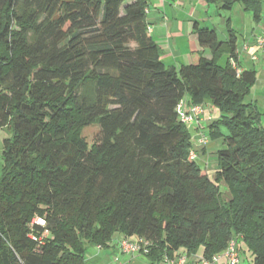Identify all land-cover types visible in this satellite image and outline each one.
I'll return each mask as SVG.
<instances>
[{
  "label": "trees",
  "instance_id": "1",
  "mask_svg": "<svg viewBox=\"0 0 264 264\" xmlns=\"http://www.w3.org/2000/svg\"><path fill=\"white\" fill-rule=\"evenodd\" d=\"M207 1L239 4L261 22V0ZM146 8L0 0V264H86L87 247L106 248L114 235L145 247L149 264L181 250L209 264L236 239L264 264V128L256 104L244 103L255 72L230 66L229 19L225 41L194 24L201 50L166 67ZM181 102L219 113L207 126L223 147L213 181L190 159ZM94 125L100 138L89 146L82 132Z\"/></svg>",
  "mask_w": 264,
  "mask_h": 264
},
{
  "label": "crops",
  "instance_id": "2",
  "mask_svg": "<svg viewBox=\"0 0 264 264\" xmlns=\"http://www.w3.org/2000/svg\"><path fill=\"white\" fill-rule=\"evenodd\" d=\"M248 13L239 4L233 5L230 11H222L219 10L217 4L209 3L207 0H149L145 15L148 33L163 52L162 63L166 67L175 69L188 65L191 62V55L201 50L193 29L194 24L215 29L218 40L225 41L228 38L226 21L229 19L230 27L237 35V65L243 71L255 72L256 81L255 86L251 89L250 94L252 96L249 102L253 104L255 103L253 94L263 89L262 87L257 89L256 85L259 82L264 83V49L258 44L260 27L254 23L253 19L251 20ZM206 56L210 57L209 54H206ZM227 60L228 55L225 54L219 59L218 64L224 66ZM258 67H261V69H256ZM185 105L186 111L192 107L187 103ZM218 116L219 113L207 103L204 104V110L200 115V123H187V127L192 128L193 150L198 154L197 164L201 168L204 167L211 181L215 178L216 168L210 166L207 159L204 161L206 148L210 142L207 126L216 120ZM6 137H8L7 131L0 129V152H2V142ZM201 141L205 144L203 145ZM221 191L226 195L225 189ZM122 238L120 235H114L105 251H103V248L95 247L105 254L101 256L100 252H93L91 257L86 258V264H112L111 257L116 256L121 260L120 264H149V261L143 255L130 256L121 252L119 244ZM237 247L239 264H245V262L246 264H252L253 257L240 239L236 241ZM178 254L186 257V264L204 263L202 251L192 256H187L182 250ZM211 264H225V260L220 258L217 262Z\"/></svg>",
  "mask_w": 264,
  "mask_h": 264
},
{
  "label": "built area",
  "instance_id": "3",
  "mask_svg": "<svg viewBox=\"0 0 264 264\" xmlns=\"http://www.w3.org/2000/svg\"><path fill=\"white\" fill-rule=\"evenodd\" d=\"M147 2L149 0H146ZM147 9V8H146ZM146 13V12H145ZM258 44L261 48L264 49V26L260 27V34L258 37ZM230 62V66L231 68L235 71L236 76H239L241 74V68L238 67V65L234 62V60H229ZM184 102H181L178 105V108H180V121L183 124H187V123H198L200 120V115L202 114L203 110H204V105L202 106H192L191 110L189 113H185L183 111V107H184ZM182 108V109H181ZM201 143L204 145L205 142L201 141ZM194 151V150H193ZM190 154V159L192 161H196L198 156H196V152L194 151ZM197 162V161H196ZM41 223H43L42 221H40ZM141 244L136 242V241H129V240H122L120 243V250L123 253L126 254H141V251L145 249L141 248L140 246ZM220 258H223L225 260V264H239V255L237 252V248H236V241H231L227 247V249L222 253V254H218L215 255L212 259H211V263H215L217 262ZM168 263L167 264H186V257L185 256H181L175 260L172 261H168L166 260ZM203 264H206L205 262Z\"/></svg>",
  "mask_w": 264,
  "mask_h": 264
},
{
  "label": "rangeland",
  "instance_id": "4",
  "mask_svg": "<svg viewBox=\"0 0 264 264\" xmlns=\"http://www.w3.org/2000/svg\"><path fill=\"white\" fill-rule=\"evenodd\" d=\"M261 3H262V13H261V22L259 24H257L258 27H262L264 26V0H261ZM249 16L251 17V20H252V14L251 13H248ZM235 25H236V20H235ZM237 36V35H236ZM258 70L261 69V67L259 68H256ZM257 70V71H258ZM264 83L262 82H259L256 86H257V89L259 88H263L260 92L258 91L256 94H253V96L255 97V104L258 108V111L262 114V120H261V123H262V127L264 128ZM255 86V85H254ZM253 86V87H254ZM252 87V88H253ZM251 88V89H252ZM251 94L247 95L245 98H244V103H249L251 101ZM191 127L188 128L189 132L191 133ZM223 133H225V129L222 128L221 130ZM82 135L83 137L85 138V140L87 141L88 145L91 146L93 143L97 142L98 139L100 138V130H99V127L94 125V126H90V127H87L83 130L82 132ZM222 147V140L220 139H217V140H212L208 143V146L206 148V157L204 158V161L207 159V162L210 164V166H214V168H216L217 166V152L218 150H220ZM1 154V152H0ZM201 163V161H199ZM0 164H1V159H0ZM202 165V164H201ZM204 169V167L202 168ZM224 186L223 184H220V188L221 190H226V187H224V189H222ZM236 241H238V239H236ZM121 243V242H120ZM118 246V245H117ZM120 246V244H119ZM239 247V246H238ZM237 247V248H238ZM106 248H103V251H105ZM95 251H98L100 252L99 249L95 248V247H91V246H88L87 247V250L85 252V259L91 257L92 253L95 252ZM238 251V249H237ZM101 256L105 253H101ZM243 254V253H242ZM127 255H130V256H136V255H139V254H127ZM244 255V254H243ZM100 256V257H101ZM111 262L112 264H120L119 262L121 261L120 259H118V257H111ZM246 264V262H245Z\"/></svg>",
  "mask_w": 264,
  "mask_h": 264
},
{
  "label": "bare ground",
  "instance_id": "5",
  "mask_svg": "<svg viewBox=\"0 0 264 264\" xmlns=\"http://www.w3.org/2000/svg\"><path fill=\"white\" fill-rule=\"evenodd\" d=\"M238 78V77H237ZM187 107H188V105H187ZM190 107V106H189ZM203 117V116H202ZM201 121V120H200ZM200 123V122H199Z\"/></svg>",
  "mask_w": 264,
  "mask_h": 264
}]
</instances>
